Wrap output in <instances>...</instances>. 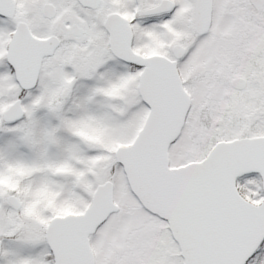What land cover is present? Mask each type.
<instances>
[{"label":"snow or ice","instance_id":"1","mask_svg":"<svg viewBox=\"0 0 264 264\" xmlns=\"http://www.w3.org/2000/svg\"><path fill=\"white\" fill-rule=\"evenodd\" d=\"M0 264H264V0H0Z\"/></svg>","mask_w":264,"mask_h":264}]
</instances>
